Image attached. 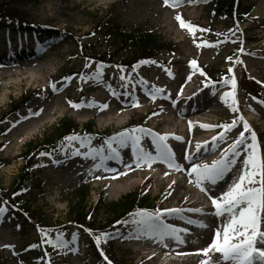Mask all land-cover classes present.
<instances>
[{"label":"rangeland","instance_id":"1","mask_svg":"<svg viewBox=\"0 0 264 264\" xmlns=\"http://www.w3.org/2000/svg\"><path fill=\"white\" fill-rule=\"evenodd\" d=\"M238 1L239 8L234 17L216 13L215 0H181L180 6L175 8L164 5L163 0H1L0 14L2 17L9 16L3 21L19 23L25 30L39 28L48 33L61 32L65 39L71 40L73 47L79 49V45L84 46L72 53L69 44H59L48 56L28 60L27 55L31 58L39 53L36 50L13 55L4 59L3 65L0 64V113L9 110L12 102L18 101L22 95L27 101L26 106L12 117L11 129L0 153V189L7 190L15 182L23 167L19 156L29 143L39 142L62 119L78 126L77 136H73L77 140L66 138L55 145L53 153L59 154L58 160L46 153L36 160L37 166L31 168L30 188L23 197L29 224L23 225L7 215L2 217L0 264H45L49 258L50 264H107L108 261L112 264H200L199 259L195 260L186 253H196L205 243L193 242L188 246L172 248L169 245L171 241L161 245L146 238H127L128 228L117 221L129 219L131 213L111 225L109 222L114 217L107 216L103 211L108 205L118 204L129 195H133L132 201L142 205L143 209L163 210L179 194L188 203L200 195L201 202L212 209L211 202L195 183L185 185L187 191L167 190L168 185L141 183L118 193L107 188L104 182L116 173L105 167L94 170V161L85 157L90 154L89 146L92 149L102 148L107 154L105 141L132 128L143 127L159 135L180 134L189 125L182 116L170 114L174 108L172 101H175V107L184 110L207 106L209 110L217 108L225 112L218 116L209 114L218 122L213 129L193 125L196 129L191 128L192 134L196 133L199 137L217 136L224 131L219 125L239 118L238 126L218 147L226 149L239 132L244 131L243 124L246 122L249 125L250 131L245 132V145L239 149L236 162L211 195H222V191L227 190L228 181L237 176L236 170L243 169V159L252 151L250 147L245 150V146L252 143L251 132L256 134L258 171L264 176V103H261L264 102V0ZM172 2L175 0H170V4ZM248 5H252V9L246 15ZM176 15H180L185 22L184 28L175 19ZM243 17L245 20L238 21ZM189 24L193 26L192 31L187 27ZM115 25L126 33L132 30L139 35L149 34L162 43L164 49L151 62L138 64L132 69L123 66L118 69L117 62L124 53L113 47L111 36L102 30ZM6 37L7 33L0 31V54L4 51L8 56ZM104 54L115 56L113 65L98 59ZM17 57L22 59L18 66L14 64L19 60ZM193 59L197 61L195 69L190 66ZM98 65H103L100 77L89 79L96 75ZM229 68H232L231 73ZM72 70H75L74 74L66 75ZM201 72L205 75L201 76ZM65 77L70 79L65 80ZM233 78L236 80L234 98L238 108L235 113L219 99L223 93L233 91ZM224 79L229 80L228 85L222 84ZM53 84L59 91L52 90ZM154 87L161 90L155 100L150 95ZM180 90H184L183 93ZM4 93H8L6 97ZM181 97L184 98L178 100ZM69 102L81 106L73 108ZM248 118H255L257 122ZM187 130H190L189 127ZM80 137L87 138L83 146L79 143ZM166 143L170 146L185 144L170 137ZM140 144L146 151L155 154L150 137H143ZM113 147L117 146L113 144ZM217 148L212 149L210 143L209 151ZM119 151L124 164L121 170H130L125 165L132 161L131 144L119 148ZM213 159L200 163L211 164ZM157 164L140 167L132 164L131 167L137 171ZM107 166L116 168L113 161H107ZM181 175L177 172V176ZM132 178L136 180L137 177L132 176L115 187L126 188ZM256 179L260 183L252 186H264L261 176ZM74 212L89 213L90 221L94 220L90 223L93 226L91 233L79 226ZM207 216L211 219L207 228L186 223V220L201 222ZM207 216L182 211L177 216H166L165 221L194 231L207 230L209 242L217 227L222 232V224L220 219ZM41 230L48 235L44 236ZM117 231L123 238L108 239L106 242L101 238L97 247L96 236ZM74 233L78 237L76 244H72ZM57 234L67 243L68 249L76 250L54 251L41 242L42 239L55 238ZM30 245L37 246L30 248ZM37 247L46 248L50 257L43 252L42 257L36 254ZM211 256L215 260L218 254L212 253Z\"/></svg>","mask_w":264,"mask_h":264},{"label":"snow or ice","instance_id":"2","mask_svg":"<svg viewBox=\"0 0 264 264\" xmlns=\"http://www.w3.org/2000/svg\"><path fill=\"white\" fill-rule=\"evenodd\" d=\"M163 2L164 5L175 8L180 6L181 0H175V2L171 4L170 0H163ZM175 19L179 22L181 28L185 27V22L180 15H176ZM187 27L189 31H192V25L189 24ZM201 31L207 30L201 29ZM196 65L197 61L195 59L190 61V66L192 68L195 69ZM102 67L103 65H98L96 67V75L89 79L99 78ZM228 71L231 73L232 68H229ZM200 74L201 76L205 75L203 72ZM169 75H171V73H169ZM68 79L70 78L65 77V80ZM81 79H83V76H81ZM121 79L123 80L124 77H121ZM188 79L190 80L191 76H189ZM209 83H211V81H209ZM222 84L228 85L229 80L224 79ZM231 87L233 91L223 93L219 99L232 113H235L238 111V108L235 106L237 102L234 98L236 89V80L234 78L231 80ZM52 90L54 92L59 91L55 84L52 85ZM159 92H161V90L154 87L150 93L151 98L155 100L156 94ZM69 103L73 108H79L81 106L72 102ZM172 103L173 106H175L176 102L172 101ZM33 115H38V113H33ZM239 122V118H237L233 119L231 123L219 125L218 127L222 128L224 131L219 132L217 136L212 138V149L217 148L219 143H223L227 134L236 128ZM191 127V122H189L190 130ZM201 127L204 128L207 126L201 125ZM243 129L244 131L239 132L237 138L222 152L221 158L213 160L211 164L196 162V157L202 147L200 144L196 145L197 152L195 154L190 155L185 151L183 156V160L188 161L190 164V167L187 168L189 182H192V178L194 177L195 185L207 196L212 206V211L209 213H205L200 209L190 211H193L197 215H212L220 219L222 224V232L221 228L217 227L214 237L211 238V242L202 249L197 250L199 254L205 257V259L200 260V264H264V231H260V219L258 217V212L261 208H264V186H252L260 183L256 177L261 176V179L264 180V176L258 171L255 132H251L250 134L252 141L251 145L245 146V150L250 147L252 151L243 159V169L236 170L237 176H234L233 179L227 183V190L222 191V195L216 197L211 195L213 190L219 188V183L225 180L230 166L236 162V157L240 154L239 149H241L242 145H245V132L250 131L248 123L245 122L243 124ZM143 137L151 138L155 154L146 151L141 146L140 141ZM173 138L177 141H181V138L178 136ZM67 139L73 141L77 140L76 137H68ZM86 139V137L79 138L81 146L84 145ZM168 139L169 137L167 135H159L143 127L132 128L131 130L121 131L105 141L108 147L107 154L104 153L102 148L92 149L89 146L88 151L90 154L85 158L92 159L94 161L93 169L99 170L101 167H107V161L122 163L123 161L119 148L127 147L131 144L132 161L130 164L125 165L126 169H130L132 164H135L136 167H140L141 165L151 166L155 162H160L176 171H183L184 169L181 167V164L176 162L173 150L169 147L168 143H166ZM113 144L117 147H113ZM41 155H45V153H41ZM47 155H51V153ZM107 170L116 171L112 168H108ZM96 178L100 179L102 177ZM3 211L4 209H0V213ZM182 211V209L176 208L164 210L157 209L155 211L142 209L130 214L129 219L117 221V223L128 228L127 238H146L161 245H164L167 241H173L177 245H180L186 243L184 237L189 234V229L166 223L165 217L177 216ZM187 223L193 224V221L189 220ZM195 226L202 229L208 227L202 221L197 222ZM41 231L44 233V236L48 235L46 231ZM85 231L91 233L90 229H85ZM101 238L106 242L108 239L123 237L119 231L115 233H101L95 238L97 247H99ZM77 239L78 237L74 233L72 244H76ZM41 242L52 247L54 251L56 249H68L67 243L61 239L60 234H57L55 238L42 239ZM36 246L37 245H30L29 247L32 248ZM68 250L74 252L76 249L70 248ZM212 253L218 254L215 260L212 259ZM45 255L50 257L47 251ZM101 255H104L102 251ZM105 260H107V257H105ZM45 264H50V258L48 261H45ZM108 264H111V261H108Z\"/></svg>","mask_w":264,"mask_h":264},{"label":"bare ground","instance_id":"3","mask_svg":"<svg viewBox=\"0 0 264 264\" xmlns=\"http://www.w3.org/2000/svg\"><path fill=\"white\" fill-rule=\"evenodd\" d=\"M257 11V10H255ZM18 64V63H17ZM8 93H4L3 96L6 97ZM172 108V107H171ZM214 114L213 116H218V115H224L225 112L221 109H213L210 108L208 109L207 106H198L196 108H189L188 110H184L182 108H172L170 110V114L172 116H182L189 125V122H191V125L193 124H198V126L201 127V125H205L208 128L211 126H214L218 124V122L214 121L209 114ZM247 120L257 122L255 118H248ZM258 125V124H257ZM189 127V126H188ZM186 129L181 130L182 135L179 137L181 138V141L187 140L189 141L190 145L188 147H178V146H170V148L173 150L174 157L176 159L177 163H182L181 167L184 169L181 171V176H177L176 173H174L173 169L169 168L167 165L157 162L158 164L154 167H149L143 170H137L134 169L135 167H131L130 170H121L124 167L123 162L122 163H116V168H115V175H113L110 179L104 181L105 185H108L107 188L110 190H115L118 193H123L127 190V188L133 187L135 185H139L141 183H147L148 185H168L166 188L167 190H172V189H181L187 191L188 188L185 185H189L190 183H195L194 177L192 178V182H189V176L187 174V168L190 167V164L188 161L183 160V156L185 154V151H187L188 154L192 155L197 152L196 149V144L199 143L202 147L201 150L196 157V162L199 163L198 161L204 160L208 158L212 154V152L207 151L206 145L208 144V139L204 137V140H201V138L195 137L194 139L190 138L192 134V130H187ZM192 128V127H191ZM202 128V127H201ZM177 129V128H176ZM176 133V132H175ZM175 133H165V135H172V137L175 135ZM264 133V132H262ZM193 136L196 135V133L192 134ZM206 138V139H205ZM220 150L221 154L225 150V147L218 149ZM217 150V151H218ZM220 154V156H221ZM219 156V157H220ZM122 157V156H121ZM123 159V158H122ZM218 158H215L214 160H217ZM127 165V164H126ZM108 168H113V166H107L105 169L107 170ZM113 172V171H111ZM109 172V173H111ZM126 173V174H123ZM132 176H136V180L132 178L127 183L126 188H121V187H115L118 183L124 182L126 180H129ZM229 180L228 182H230ZM264 183V182H263ZM201 196H197V198L188 203L185 197L181 194H179L177 197H174L172 199V203L168 208H176V209H182V210H195V209H200L205 213L211 212V208L206 206L204 202H201ZM192 213H194L192 211ZM263 214H260L262 216ZM207 216V215H206ZM205 216V217H206ZM211 219L210 216L206 217L205 220H202V222L206 225L210 223ZM264 228V220H263V225L261 226ZM186 240V243L177 245L175 242L171 244V247H182V246H188L192 244L193 242H200L201 244H204V246H200L199 249H202L205 247L207 244L211 242V239L209 242V235L207 230H199V231H194L193 229L189 228V234L184 237ZM198 249V250H199ZM187 256H190L191 258L195 260H201L205 259V257L202 256V254H199L198 252L196 253H186Z\"/></svg>","mask_w":264,"mask_h":264},{"label":"trees","instance_id":"4","mask_svg":"<svg viewBox=\"0 0 264 264\" xmlns=\"http://www.w3.org/2000/svg\"><path fill=\"white\" fill-rule=\"evenodd\" d=\"M215 7L218 13L230 14L232 7H233V1L232 0H228V1L218 0L215 4ZM114 35L115 37L113 39L116 41L117 48L124 46V47L131 49V53L127 55L128 58L126 59L128 62L130 61L136 62L142 58H147L148 56H152L157 50L161 49L159 44H156L155 41H153V39L149 35L138 36L137 34L134 33V31H132L129 34H126V33H123L118 28L116 29V32H114ZM23 102L25 101L22 100L21 104ZM19 107H20L19 105H17L16 107L15 105L12 106L10 110L12 112L11 114H13L14 110ZM1 115L3 116V119H1L0 121H4L8 118V114L2 113ZM1 128L2 126L0 125V129ZM75 130H76V127L72 123L66 120H62L52 129L51 134L44 137V139L40 143H34V144L29 145L28 151L23 153L20 157L24 161V167L21 169L19 175L16 177V180L12 184L8 194L13 192V195L17 197L16 200H19L18 199L19 193H21V191H25L26 189L28 191L29 180H28V175H26L25 173L26 166L29 163L28 155H30V158L34 160L36 156L40 154V152L42 151L50 152L52 143L55 141V139H58V138L61 139L63 138V136L68 135L72 131H75ZM129 199L130 198L124 199V201H122L121 204H118V205H108L106 208L103 209V211L107 213V216L109 215L119 216L123 214L124 211L133 207L134 202H129ZM2 203L3 201L0 200V204ZM21 204L22 206L20 207L12 206L9 209V212L12 215V218L15 220H18L19 222L20 220H23L22 215H20V212L21 211L25 212V209L27 208L24 203H21ZM12 205H16L15 202H13ZM74 214H75L74 219L78 220V222L86 226L90 225V222L86 221L84 212L82 213L74 212ZM91 222L93 223L94 220Z\"/></svg>","mask_w":264,"mask_h":264}]
</instances>
